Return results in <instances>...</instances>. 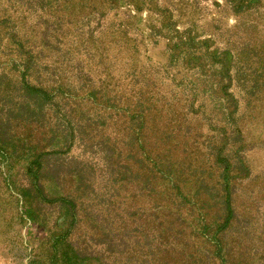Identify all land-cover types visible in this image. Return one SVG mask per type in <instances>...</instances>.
Segmentation results:
<instances>
[{"label": "rangeland", "instance_id": "rangeland-1", "mask_svg": "<svg viewBox=\"0 0 264 264\" xmlns=\"http://www.w3.org/2000/svg\"><path fill=\"white\" fill-rule=\"evenodd\" d=\"M101 1L0 0V71H7L13 79L17 76L18 70L12 61L18 52L20 38L17 36L21 35L24 50H33L40 62L48 59L56 66L55 72L70 85L72 94L77 95L74 102L65 106L72 108L70 122L79 120L77 123L83 132L74 138L65 157L82 180L78 183L73 179L66 186L71 189L79 184L77 188L83 189L85 200L76 207L79 226L74 238L89 247L86 252L95 257L89 263L264 264V0H250L240 11H234L237 0H118L112 10L106 9ZM160 12L169 17V23L179 32L191 28L195 39L207 40V47H202L201 53L207 52L202 58L209 67L203 74L181 61L166 72L163 66L171 55L167 51L169 41L164 34L153 37L149 26L161 19L157 17ZM238 25L245 26L247 33L237 31ZM43 42L47 45L40 46ZM238 51L250 53L240 71L248 80L244 89L257 92L254 111L242 110L248 130L244 154L251 174L233 186L234 217L230 219V228L222 234V241L227 244L223 250L228 258L222 252L220 258L210 260L208 247L192 240L193 231L189 232L186 245L174 249L168 245L177 241L176 235L165 236L159 230L157 219L150 211L152 196L141 195L140 183L127 179L126 183L119 182L108 188L111 177L122 168L139 169V153L134 142L127 138L120 113L113 116L115 108L112 112L109 107L101 108L99 103L90 99L82 101L81 97L89 91H100L112 99L127 89L136 90L140 81L151 79L167 85L176 75L185 83L186 80L204 82L201 88L208 93L228 84V91L240 100V89L245 82L236 78L235 66L228 72L229 82L228 76L220 73L219 63L210 65L208 57L210 52L215 57L222 52L233 57ZM102 121L105 135L99 124ZM203 155V151L183 155L180 163H176L185 173L184 189L189 191L188 197L197 186L199 191L203 190L199 182L201 173L205 175V170L200 173L199 167ZM62 164L63 169L67 163ZM5 186L0 181V264H26L25 249L37 238L41 239L50 224L32 226L19 222L14 217L13 202ZM92 187L98 193L107 191L97 203L90 202ZM206 198L209 201L201 204L204 208L214 201ZM141 207L147 208V215L137 211ZM193 210L190 217L195 215L196 208ZM61 211L51 206L47 214L60 219ZM160 222L170 228L176 224L172 217ZM58 228L64 226L58 225ZM96 239L98 243L93 245Z\"/></svg>", "mask_w": 264, "mask_h": 264}, {"label": "trees", "instance_id": "trees-1", "mask_svg": "<svg viewBox=\"0 0 264 264\" xmlns=\"http://www.w3.org/2000/svg\"><path fill=\"white\" fill-rule=\"evenodd\" d=\"M249 2L237 0L234 11H240ZM101 3L112 10L118 0H102ZM157 17L161 19L156 20L157 24L149 25L150 34L153 37L164 34L169 41L167 51L171 55L163 66L166 72L181 61L203 74L209 67L202 58L207 52L201 53V48L207 47V40L195 39L191 28L179 32L173 23H169L164 12ZM236 30L241 33L248 31L242 25H238ZM17 37L20 38L17 41L18 52L12 61L18 70L17 76L14 75L13 79L7 71H0V181L8 189L13 214L19 222L32 226L50 224L45 235L25 249L26 264H90V259L95 257L86 252L89 247L74 238V231L79 226L76 207L85 200L83 189L77 188L79 184L71 189L66 186L73 179L78 183L82 180L65 157L74 138H79L83 132V127L77 123L79 120L70 122L72 108L65 106L74 102L77 95L72 94L70 85L55 72L56 66L48 59L40 62L31 49V53L26 52L20 44L23 36ZM44 44L47 45L39 43L40 46ZM249 56L248 51L234 52L233 57L227 52L218 53V57L214 52L208 53L210 65L219 63L220 73L227 75L229 82L228 72L235 66L236 78L245 82L243 89L239 88L241 105L240 100L228 91V84L208 93L201 88L204 82L186 80L185 83L176 75L167 85L151 79L140 81L136 90L127 89L112 99L100 91H89L81 97L82 101L90 99L99 103L101 108L109 107L112 112L115 108L113 116L120 113L127 138L134 142L139 153V169L122 168L111 177L108 188L112 189L119 182L126 183L127 179L140 183L141 195L150 193L152 196L150 211L157 219L159 230L165 236L176 235L177 241L168 245L173 249L186 245L184 242L193 231L192 240L208 247L206 251L211 254L210 260L220 258L222 252L228 258V253L224 254L227 244L222 241V234L230 228V219L232 215L234 217L233 186L251 174L244 154L248 130L242 110L254 111L257 92L244 89L248 80L243 71L240 72ZM171 85L175 88L171 89ZM99 124L102 126L104 122ZM199 151L204 154L199 165L200 173L205 170L199 181L203 190L199 191L200 186H197L188 197L189 191L184 189L187 185L183 178L185 173L178 169L177 164L180 156ZM64 161L67 164L62 169ZM123 175L127 178L123 179ZM103 193L94 191L92 187L90 202L97 203ZM206 196L217 202L211 199L212 204H206L204 208L201 204L205 205ZM51 206L62 210L59 216L62 218L47 214ZM194 208L195 215L190 217ZM146 210V207H141L137 211L147 215ZM170 217L176 224L172 228L164 227L160 220ZM58 225L64 228L60 229ZM97 243L96 239L92 244ZM227 262L233 264L232 261Z\"/></svg>", "mask_w": 264, "mask_h": 264}]
</instances>
